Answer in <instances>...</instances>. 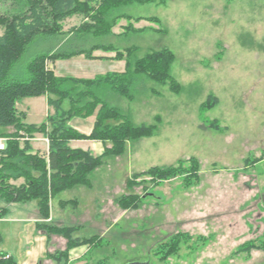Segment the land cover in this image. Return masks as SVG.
Returning a JSON list of instances; mask_svg holds the SVG:
<instances>
[{"label":"rangeland","instance_id":"374dc122","mask_svg":"<svg viewBox=\"0 0 264 264\" xmlns=\"http://www.w3.org/2000/svg\"><path fill=\"white\" fill-rule=\"evenodd\" d=\"M26 7L25 0H0V34ZM119 14L109 34L84 39L68 32L82 16L65 19L57 34L35 39L12 72L26 79L35 54L95 43L134 46L136 56L162 48L173 54L169 72L178 90L138 75L131 99L103 95L134 125H152V133L103 156L88 185L65 189L53 201L57 207L60 198L72 212L73 236L96 237L86 263L264 264V0H151L126 4ZM93 54L111 57L114 51ZM45 65L76 78L124 70V60L83 56L46 59ZM16 107L33 124L49 108L45 95L19 99ZM179 164L173 178L130 181L152 166ZM128 194L138 195L136 207L118 202ZM36 202L12 206L27 215Z\"/></svg>","mask_w":264,"mask_h":264},{"label":"trees","instance_id":"16d2710c","mask_svg":"<svg viewBox=\"0 0 264 264\" xmlns=\"http://www.w3.org/2000/svg\"><path fill=\"white\" fill-rule=\"evenodd\" d=\"M148 1L151 0H25L26 9H21L4 23V32L0 34V127L12 128V132L6 135L0 132V136L7 138L4 149L0 150V199L4 203L35 200L40 217L47 218L52 197L65 189L88 185L89 173L100 164L103 156L117 155L122 152L126 141L152 133V125H134L103 95L111 91L131 99L130 84L138 75L159 83L167 82L169 88L178 90L179 84L169 72L173 54L168 48L153 50L142 56H136L137 48L134 46L120 50L110 44L95 43L88 49L62 48L51 53H37L28 60L26 79L12 76L13 68L20 63L33 41L57 34L65 19L73 15L82 16V21L69 29L72 35L76 34L82 39L88 34L101 36L109 34L117 20L123 17V14H119L123 6ZM124 17L130 18L128 15ZM129 30L135 31L132 28ZM95 50L114 51V55L96 56L93 54ZM77 55L88 59L124 60V70L92 78H76L57 76L53 68L45 65L46 59L55 62ZM40 95L47 96V105L52 112L39 124L24 122L25 113L17 109L16 102ZM91 115H94V122L89 134H83L69 124L73 117L87 118ZM35 133H41L48 140L44 153L33 150L30 139ZM72 139L98 140L104 144V149L99 155H93L88 150L72 148L69 145ZM106 142L111 143L109 147ZM179 165L152 166L135 174L130 181L134 182L135 178L145 175L151 179L167 180L180 173L183 167ZM17 180L21 182L16 183ZM118 202L124 207H136L138 195L121 196ZM4 209L0 208V214ZM43 228L48 234L62 235L67 240L63 250L49 253V258L54 261L66 260L71 248L78 245L89 247L94 245L93 240L96 239L95 236H73L78 228L74 225H46ZM0 264H16V261L0 251Z\"/></svg>","mask_w":264,"mask_h":264},{"label":"crops","instance_id":"0c3cea01","mask_svg":"<svg viewBox=\"0 0 264 264\" xmlns=\"http://www.w3.org/2000/svg\"><path fill=\"white\" fill-rule=\"evenodd\" d=\"M45 98L47 103L46 95ZM51 112L52 108L49 107L47 114ZM93 121L94 115L85 119L73 117L70 126L83 134H89L93 126ZM46 139L41 133H35L30 139L33 150H38L41 153L47 151L48 140ZM69 145L72 148L88 150L93 155H99L104 149V144L94 139H72L69 141ZM18 181L21 182V180ZM57 195L49 201V216L47 218L40 217L37 202L36 208L31 213L28 212L29 214L27 213V215H24V211L13 208L12 205L19 202L5 203V209L0 214V251L9 254L16 261V264H87L85 258L90 251L87 245H78L71 248L68 251V258L66 260L60 259L54 261L48 256L53 251L63 250L66 247V239L57 234H48L43 226L74 225V222H71L72 220H68L72 216V212H69L67 207L61 206L60 198L56 200L57 207H54L53 201ZM62 200L70 201L73 199ZM74 200H77V198H74Z\"/></svg>","mask_w":264,"mask_h":264},{"label":"built area","instance_id":"2783aa9c","mask_svg":"<svg viewBox=\"0 0 264 264\" xmlns=\"http://www.w3.org/2000/svg\"><path fill=\"white\" fill-rule=\"evenodd\" d=\"M7 138L5 136H0V150L4 149ZM47 140V139H46ZM9 254H6V257H9Z\"/></svg>","mask_w":264,"mask_h":264},{"label":"water","instance_id":"95a60500","mask_svg":"<svg viewBox=\"0 0 264 264\" xmlns=\"http://www.w3.org/2000/svg\"><path fill=\"white\" fill-rule=\"evenodd\" d=\"M131 264H148L147 262H134V263H131Z\"/></svg>","mask_w":264,"mask_h":264}]
</instances>
